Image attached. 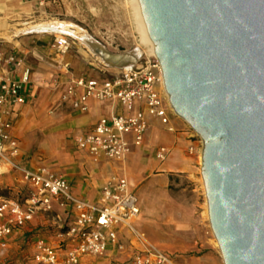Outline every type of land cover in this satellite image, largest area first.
Masks as SVG:
<instances>
[{"label": "water", "instance_id": "water-1", "mask_svg": "<svg viewBox=\"0 0 264 264\" xmlns=\"http://www.w3.org/2000/svg\"><path fill=\"white\" fill-rule=\"evenodd\" d=\"M138 4L169 101L202 139L201 175L222 262L264 264V0ZM50 20L77 25L51 18L20 32L52 31Z\"/></svg>", "mask_w": 264, "mask_h": 264}, {"label": "built area", "instance_id": "built-area-1", "mask_svg": "<svg viewBox=\"0 0 264 264\" xmlns=\"http://www.w3.org/2000/svg\"><path fill=\"white\" fill-rule=\"evenodd\" d=\"M52 45L64 52L71 45L70 37L56 34ZM26 56L25 51L0 46V63L9 68L20 66ZM61 67L69 72L64 63ZM26 78V75L19 78L10 72L0 74V164L8 163L19 169L29 186L22 199L0 196V252L7 244V235L15 227L24 225L37 211L51 210L55 203L63 207L72 204L75 213L56 232L57 244L41 237L33 241L36 264H79L83 255L103 257L109 250L119 252L126 247L119 236L120 226L130 230L139 247L127 260L112 256L111 264H177L172 254L156 242L155 230L146 220L125 163L122 173L107 176L101 185L99 200L94 202L75 194L62 170L45 163L28 167L14 161L18 146L11 133L13 117L9 105L25 101ZM54 83L57 85L58 81ZM60 98H71L73 106L80 110L91 111L89 98L121 106L109 114H101L91 128L73 136L75 144L93 159L109 156L125 160L130 146L128 134H132L134 142L140 143L148 129L150 115L158 116L173 129L170 116L177 114L164 88L160 62L154 54L144 55L141 62L120 68L111 76L71 74L61 88ZM193 147L191 145L190 149ZM167 151L161 146L157 156L163 159Z\"/></svg>", "mask_w": 264, "mask_h": 264}, {"label": "crops", "instance_id": "crops-1", "mask_svg": "<svg viewBox=\"0 0 264 264\" xmlns=\"http://www.w3.org/2000/svg\"><path fill=\"white\" fill-rule=\"evenodd\" d=\"M42 2L0 0V46L27 53L24 62L18 67L9 68L0 63V74L10 72L19 78L27 76L24 81L25 101L9 105L13 117L11 133L18 146L14 161L28 167L45 163L62 170L73 192L94 202H98L101 185L107 176L122 173L125 163L130 183L136 191L135 181L154 170H162L166 166L168 168L165 158L169 150V157L182 150V142L188 141L187 125L178 114H171L173 129H170L158 116L150 115L148 129L140 143L134 142L132 134L127 135L130 146L125 160L109 156L93 159L79 148L73 136L91 128L101 114H109L112 110L121 109V106L108 100L89 98L91 111L80 110L73 106L71 98H60L62 86L71 74L104 77L111 76L121 67L102 62L85 49L81 42L71 44L66 51L60 52L55 45L46 42L43 34L22 36L21 17L36 16L42 11ZM62 63L69 67V72L61 67ZM54 80L58 81L57 85ZM161 146L168 150L163 159L157 156ZM28 188L19 169L8 163L0 164V196L22 199ZM143 209L146 220L155 230L157 240V226ZM74 213L75 207L72 204L63 207L57 203L51 210L37 211L24 225L15 227L7 235V244L0 252V264H36L33 260V241L41 237L48 243L57 244L59 239L56 232ZM119 236L126 243L123 250H109L103 257L83 255L79 264H111L114 255L127 260L132 251L139 247V242L132 238V233L125 226L119 227ZM169 252L177 264H185ZM205 254L212 264H223L217 245L209 244Z\"/></svg>", "mask_w": 264, "mask_h": 264}, {"label": "rangeland", "instance_id": "rangeland-1", "mask_svg": "<svg viewBox=\"0 0 264 264\" xmlns=\"http://www.w3.org/2000/svg\"><path fill=\"white\" fill-rule=\"evenodd\" d=\"M42 6L36 16H22L21 26L51 18L69 19L112 50L141 45L129 0H43ZM24 34H43L46 42L52 44L59 33H21ZM68 36L71 44H81L76 37ZM141 46L144 48L143 44ZM145 51L136 63L141 62L144 55L153 54ZM181 119L187 125L188 141L182 142L178 154L169 157V150L165 158L168 168L154 170L135 181L136 192L147 216L157 226L156 241L160 246L171 251L181 263L212 264L205 252L209 244L217 245V242L209 224L201 175L202 139L185 119ZM191 145H194L193 149H190Z\"/></svg>", "mask_w": 264, "mask_h": 264}, {"label": "bare ground", "instance_id": "bare-ground-1", "mask_svg": "<svg viewBox=\"0 0 264 264\" xmlns=\"http://www.w3.org/2000/svg\"><path fill=\"white\" fill-rule=\"evenodd\" d=\"M129 1L133 8L134 22L136 28L139 31V35L141 39L140 42L141 45L142 44L144 45V48L141 45H136L125 50H120V51L112 50L108 47L101 45L99 42L95 41L90 35L86 33L85 28L81 27L78 24L72 25L71 21H67L68 22L67 23L66 21H61V20H50L46 22V26L51 28L52 31L58 33L73 34L88 50H90L93 54L96 55L97 58H99L105 63H111V61H114L117 64L121 65L122 67H130L136 64L137 60H139L141 54H143L145 50L146 51L148 50L154 55L155 52H154L153 43L150 40L144 26L138 0H129Z\"/></svg>", "mask_w": 264, "mask_h": 264}]
</instances>
